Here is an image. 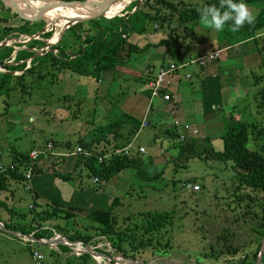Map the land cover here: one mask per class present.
<instances>
[{
  "label": "rangeland",
  "instance_id": "374dc122",
  "mask_svg": "<svg viewBox=\"0 0 264 264\" xmlns=\"http://www.w3.org/2000/svg\"><path fill=\"white\" fill-rule=\"evenodd\" d=\"M5 1L21 14L28 10L33 15L30 22L42 25L41 30L38 31L41 35L50 30L53 31L54 36L59 34L65 23L62 20L65 18L81 21L90 16L74 12L79 5L86 4L90 0H19L24 3L17 5L9 0ZM121 1L124 3L130 0H118L117 6ZM182 1L186 8H200L205 0ZM114 2L113 0H100L96 7L110 4L113 9ZM246 5L251 16H256L264 7V0L246 3ZM135 6L150 14L157 10H161L163 14L171 11L170 7L163 3H157L155 0H142L139 5L134 3L129 4L124 10L117 9L110 17L101 14L99 17L105 18L100 20L105 26L110 27L114 21L128 15L132 8L131 15L136 10ZM8 8L5 4L0 5V15L11 17L12 10L9 11ZM112 9L103 10V12L108 13ZM57 17L61 18L60 21L54 20ZM21 18L24 17L19 15L7 24L19 27L23 24ZM92 22L82 25L86 27L81 30L83 38L92 35L93 30L87 28ZM186 22H179L178 13H175L170 20L163 21L161 18H144V14L140 12L137 20L134 21V34L127 41L141 39L153 43L152 39L169 34L171 38L166 36L168 44H164L158 50H154V44H152L150 51L146 52L149 55L159 50H163V53L171 52L166 55V62L178 61L172 51L185 45H190V52L193 54H196V50L200 53L204 50L222 47V44L216 42L219 32L214 31L209 25L203 24L199 19L193 30L190 28L187 30L185 27H190V23ZM138 27L143 29L140 31ZM69 33L70 36L65 45L71 53L76 39L70 30ZM258 33L260 36H257L255 41L222 53L223 72L231 73L235 77L237 89H239L236 90L239 93L235 95L230 93L234 98V103L225 104L223 110L219 109V112L223 113L225 120H229L233 114V116L241 114L244 120L250 123L248 148L258 150L264 155V149H261L264 147V108L260 109L257 105V98L254 99L259 97L258 93L264 88V28ZM13 35L15 38L10 37L6 41L9 46L17 44L16 51L26 49L27 43L32 40L30 38L34 37V35L16 32ZM50 40L51 38H44L42 41L45 44L32 51L37 50L38 55L50 51V47L48 48ZM222 42L225 44L224 41ZM247 49L254 52L256 50L259 53V55L256 54L258 56L256 62L257 56L252 54L254 60L251 63L252 65L259 64V66L249 67L245 61L246 63L239 68V62L233 58V52L239 51L244 56ZM120 56L119 61L125 60L123 53ZM136 57V61L139 62L140 55L135 54ZM49 68V66H42L40 72L46 73ZM156 68H158L157 65ZM193 70H198L197 64L180 69L183 74ZM6 71L0 66V72ZM51 71V74H44L40 82H36L35 75H28L26 90L18 89L8 98L10 106H8L6 116L1 114L6 105L3 103L5 97H0V164L10 162L12 157L9 153L14 149L21 153L29 150L40 151L44 150L48 142H53L52 146L54 152H57L56 155H62L59 153L67 151L66 148L63 149L66 141L71 143L72 148H76L79 138L93 139L98 136L101 127L118 119L122 113L130 112V106L133 105V108H136V111H133L134 117L138 121L143 118L142 110H151L145 116L148 125L141 126L139 132L133 137L131 146L134 151L141 147L145 149V153L142 154L144 161L142 169L147 170L150 175H155V180L137 179L134 177V168L127 167L108 180L96 183L94 175H87L88 170L80 161V155H67L69 156L66 157L67 164L60 171L68 181H71L61 182L66 184L72 193L70 197L68 192L64 194L63 189L60 188L61 182L55 179L54 191H51L49 197L57 203L69 204L83 212H76V216L71 219L46 220L42 224L44 229L54 230L56 234L64 238L66 237L58 228L64 227L68 233L92 234L93 231L90 228H85V225L89 223L85 220V213L97 208H110V203L115 197L119 200L115 206L117 229L128 231L130 226L133 228L135 224H141L148 212H173L172 223L164 228L163 237L160 238L161 243L156 242V237L146 247L138 246L134 249L130 240L124 241L122 247L125 249V254L118 253L111 240L95 235L89 243L83 245L87 253H83L80 257H78V251L74 250L75 247L71 248L70 252H64L59 249L58 245L48 246L28 238H20L0 229V264H34L32 256L34 251L42 253L44 264H132L131 261H139L143 264H227L228 261H238L245 255L252 256L257 246V236L254 231L255 218L264 208V192H255L247 187H240L236 192L232 161L222 162L210 159L206 161L199 157L189 160L179 159L178 148H173L171 137L162 134L164 129L172 130L175 118L174 114L163 109L164 102L161 97L164 94L160 93V97L152 98V90L147 84L143 86L144 88L142 87L143 89H140L139 85H134V88L129 89L127 86L120 85L118 90H114L115 85L111 81L112 76L109 71L100 73L99 78H103L101 83H97V77L72 73L68 69L52 68ZM13 74L21 75L19 71ZM175 77L172 74L166 75L163 90L175 92ZM224 81L226 84L227 80ZM231 82L232 79L228 80V83ZM196 83L198 80L194 78L192 84ZM248 92L251 94L248 95ZM200 93V90L195 91L194 97L201 96ZM225 93L228 95V91ZM110 94L112 97L118 99L120 96L122 99L116 102ZM127 99L129 100L126 102ZM191 126L194 128L193 125ZM213 130H215L214 135L208 133L211 139L209 138L205 144L222 149L223 144L219 137L222 128L217 129L213 126ZM205 132L203 134L199 132L200 138H205ZM218 143L219 146H217ZM54 144L61 149L55 147ZM56 155H49L42 160L50 163L56 159ZM74 164L76 168L71 170ZM67 170L71 171L67 172ZM187 182L199 184L200 190L188 191L185 186ZM18 191H15L13 197L8 194V206L11 208L16 205L15 210L26 212L31 216L29 208L33 202L31 194L21 187ZM237 194L241 196L240 201L236 197ZM247 194H249L248 197ZM17 196H22L23 199L17 200ZM12 200L14 204L11 203ZM4 210L1 207L0 213L3 216L8 214ZM29 216L22 218L13 215L11 222L28 225L32 221ZM245 219L248 221L246 222ZM4 222L6 221L2 223ZM225 230L234 231L235 237L231 242L241 250L235 255H223L215 259L218 250L212 251V248H225L224 240L219 241L217 238ZM12 232L24 235L16 230ZM56 234L50 239H55ZM114 240L117 241L116 238ZM74 243H80V241ZM92 252L100 255L93 256ZM102 254L108 256L104 257ZM260 264L264 262L261 261Z\"/></svg>",
  "mask_w": 264,
  "mask_h": 264
},
{
  "label": "trees",
  "instance_id": "16d2710c",
  "mask_svg": "<svg viewBox=\"0 0 264 264\" xmlns=\"http://www.w3.org/2000/svg\"><path fill=\"white\" fill-rule=\"evenodd\" d=\"M175 1L155 0L157 3H163L170 7L171 11L165 14L161 13V10H157L155 13L150 14L141 9H136L130 15L132 12L131 8V12L128 13V15L114 21V24L110 27L105 26L101 20L93 21L87 27L88 29L93 30L92 35L84 38L81 30L86 28L85 26L70 27L65 32L64 36L59 38V41L51 47L50 52H45V54L40 57L36 56L32 58L30 67H27V61H30V57L36 54V52L32 50L44 45L45 43L42 40L44 38H50L53 33L52 30L42 34L40 39H32L27 43V48L24 50L16 51L15 46H17V44L13 46H0V65L7 70L6 72H0V97L4 96L5 99L3 103H6L4 111L1 114L4 116L7 115L8 106H10L8 98H10L13 92L18 89L22 91L26 90L28 86V75H35L37 77L36 82H40L44 78V74L52 73V68L56 70L62 68L83 76L97 77V81L99 82V75L102 71H107L117 66L118 58L121 57L120 54L125 47L127 49V54L136 51L134 46L127 41L128 37H122L117 30L121 26L126 31L128 26H130V31L134 32V21L137 20L140 12L144 14V18H161L163 21L170 20L175 13H178L179 22L182 23L187 21L186 23H190V27L186 26L185 28L187 30L189 28L193 30L200 19L198 12L201 7L186 8L185 3L182 0ZM259 1L262 0H245V3H255ZM10 2L14 5L24 3L11 0ZM26 2L27 1H25V3ZM122 3L123 2L121 1L120 5ZM213 4L218 6L219 0H205L202 7ZM0 5H4V3L0 1ZM5 5L10 8L7 10H12V12L11 17L0 15V43L6 41V39H9L10 37L15 38L13 35L15 32L35 35L41 30V24H35L30 22V20H25L23 18H21L23 24L19 27H13L10 24H7L12 19L19 16L18 13L21 12L14 9L8 3H5ZM22 14L27 15L29 19L33 17L28 10H25ZM252 17L253 22L251 24L245 23L237 31H232L230 22L225 24L223 30L219 31L218 38H220L221 41L227 42L231 46L248 41H255L259 34L258 32L264 28V7L256 16ZM1 24H3L2 27ZM138 29L141 31L143 28L138 27ZM69 30L73 33V36L76 39L72 49L70 48L71 51L69 49L71 53L68 52V48L65 45L70 36ZM53 50H57V54L54 53ZM13 54H15L14 57ZM9 61H12L13 64H7ZM168 65L169 64H166L162 67H167ZM42 66H49L50 68L46 73H43L40 72V67ZM16 71H19L21 75H14L13 72ZM258 95V107L263 109L264 88H262ZM141 124L142 123L136 120L134 116L128 113H122L118 119L101 127L98 136L93 137V139L87 140L79 138L76 148L81 146L84 151L89 153V156L80 155V161H82L83 166L88 170L86 172L87 175H94L95 178L98 177L100 182H102L119 174L127 167H132L134 168L135 178L142 179V181L155 180V175H150L147 170L142 169V164L144 162L142 158L143 153L139 152L138 149L137 151L132 149L129 155H109L116 149H123L126 146H129L133 137L139 132ZM249 125L250 123L246 121L230 122L225 120L223 131H221L222 134L220 135L223 144L222 149H216L214 146L206 145L205 142H207L208 138L202 139L199 136L195 138L187 134V139L181 141L175 127V130H170L172 133H169L173 140V148H178L177 156L179 159L189 160L190 158L199 157L206 161L209 159L222 162L232 161L234 179L236 182L234 189L236 192L240 187H247L255 192H264V155L258 150H251L248 148ZM52 143L48 142V145L43 148L44 150L40 151H48L50 154L53 153L54 147L52 146ZM50 145L52 148L51 150L49 149ZM63 147L67 149L68 154L76 151V148H72L69 141H66ZM261 149H264V147ZM30 151L32 150L21 153L14 149L12 150L14 157H12L10 162L0 164L5 166L3 169H0V209L2 207V209H5L6 213H8L5 216L0 213V222L1 225L10 231L16 230L22 232L26 236L33 235L34 238L39 240H50L56 231L54 232V230L44 229V226L42 225L44 224V221H50L55 218L71 219L76 216V212H83V210H79L71 205H63L61 203L49 201L38 195L36 188L33 186V180L40 176L49 174L59 181H65L68 183L71 180L68 181L60 171L66 162V156L56 155V159L52 160L46 167L43 166L44 160L42 159L44 158L40 157L33 160L29 157ZM106 155L108 157H105ZM98 156H102L103 160L99 161ZM20 187L25 189L32 196L33 202L29 207L31 216L26 212L15 210L16 205L11 208L8 206V194L13 197L15 191L19 190ZM246 196L248 197L249 194ZM236 197H238V201H240L241 196L237 194ZM19 199H23V197L17 196V200ZM11 203L14 204L13 200ZM118 203L119 200L115 197L110 203V208H97L91 212L85 213V220L89 222L85 225V228H90L93 231L92 234L81 235L79 232L68 233L66 232L67 229L64 227L58 229L64 234L67 240L71 242L81 241L84 244H87L95 235L103 236L111 240L113 246L116 247L115 250L121 254H125V249L122 247L124 241L130 240V244H132L134 249H137L138 246L146 247L156 237V242L161 243L160 238L163 237L164 228L172 223L173 212H148L146 216L143 217L144 221L141 222V224H135L133 228L130 226L128 231H126L123 229H117L116 227L117 220L115 219V206ZM260 213L261 214H258L255 218L256 223L254 224V231L257 236V246L254 253L252 256L245 255L241 259H238V261L230 260L227 264L257 263L262 240L264 238V208ZM13 215L22 218L29 216L32 218V221L29 222L28 225L15 224L14 222H11L13 220ZM245 220L246 222L248 221L247 219ZM3 221L6 222L2 223ZM16 234L19 235L20 233ZM24 235L21 234L20 238L27 239ZM234 237L235 233L233 230H225L218 235L217 238L219 241L224 240L223 246L225 248H212V251L218 250L215 259H219L220 256L223 255H235L240 252L241 249L231 242ZM115 238L117 241L114 240ZM58 247L64 252L71 251V248L64 244H59ZM51 251L57 253L55 250ZM82 254L78 255V257L82 256ZM261 261L264 262V254Z\"/></svg>",
  "mask_w": 264,
  "mask_h": 264
},
{
  "label": "crops",
  "instance_id": "0c3cea01",
  "mask_svg": "<svg viewBox=\"0 0 264 264\" xmlns=\"http://www.w3.org/2000/svg\"><path fill=\"white\" fill-rule=\"evenodd\" d=\"M133 34L134 33L131 32L127 40L130 39L133 36ZM166 36H169L171 38L169 34ZM166 36L152 39L151 41L153 43L149 41L145 42L141 39L140 40L134 39L132 42L129 41V43L134 46V49H136V51L130 52L129 54H127V49L125 47L122 52L123 55L125 56V60H122V61L118 60L117 66L115 68L107 70L111 73V76H112L111 81L115 85L114 90H118V87L120 85L127 86L128 89L134 88V85H139V88L141 89L144 85L147 84L149 88V81L152 78V74L147 72L149 68H152V67L155 68L156 65L158 66V68H160L166 64H176L177 66H179V68L177 69L176 72L172 73V76L173 75L176 76L175 77V87H174L175 92L173 93L172 91H169L167 89L163 90L162 94L170 95L169 101L164 100L163 96L161 97V99L164 102L163 109L166 112H170L174 114V117H175L174 121L180 120L181 122H187L190 125H193L194 128L199 129V132L202 134L204 131H206L204 134V137L209 139L210 137L208 133H210L211 135H214L213 131L215 130H213V126H215L217 129L222 128L221 131H223V127L225 124L224 123L225 116L223 117V113L219 112V109L223 110V107L225 106V104H228L229 102L234 103V100H233L234 98L232 94L235 95V93H239V91H237L239 89H237L238 87L236 84L235 77H233L231 73L223 72L224 67L221 61L222 53L224 51L228 52L233 48L240 47L241 45L249 44L250 42H253V41L239 43V44H235L231 46L227 42H225L224 44L218 38L221 41V43H219L220 41L218 39L216 40V42L218 44H222V47L211 49V50H204V52H200V53L199 52L197 53V50H196L195 51L196 54H193L192 52H190V45H185V46H182L181 48H177V50L175 51H172L173 54L178 58V61H175V62L173 61L166 62V55L168 53H171L168 51H166L165 53H163V50H159L156 52L153 51L150 53V55L146 53L148 52V50L150 51V47L152 46V44H154V50H158L160 47L164 46V44H168L169 42ZM258 36L260 35L258 34ZM216 51L219 52L218 58L212 60L206 66H199L197 64L198 65L197 71H194V70L187 71L185 72V74H183V72L180 71V69H184L188 65L196 64L194 63L195 59H198L204 54L208 55ZM135 54L140 55L141 59L138 58L139 62L136 61L137 57L135 58ZM233 54H234L233 58H236L237 62H239V68H241L246 62L249 67L259 66V64H254V65L251 64L253 63L252 61L254 60L252 54L259 55V53L256 50L254 52V51H248L247 49L245 51L244 56L241 55L239 51H235L233 52ZM250 56L252 57L251 59L249 58ZM256 60H258V56L255 58V62ZM158 68H156V70ZM187 75L190 76L189 79H187ZM183 78H185V80ZM194 78L198 80V83L192 84V81ZM230 79H232V82L228 83V80ZM224 80H227L226 84H224L225 82ZM101 82H103V78H99V82L97 81V83H101ZM197 90L201 91L200 93L201 96L194 97V93ZM225 91H228V95L227 93H225ZM240 92H242V94L244 93L242 90ZM249 94H251V92H248V95ZM124 95L126 94L124 93ZM158 96L160 97V95ZM158 96H155V97H158ZM110 97L113 98V100H115L116 102L117 101L120 102L119 100L122 99L120 96H118V99L116 97H112L111 94H110ZM256 98L257 97H255L254 99L256 100ZM128 100L129 99H127L126 102ZM257 105H258V102H257ZM133 107L134 106L131 105L130 112L126 111L125 113H128L134 116L133 111H136L135 110L136 108H133ZM150 111L149 109L142 110V113L144 114H142L143 118L140 120L141 122L145 119V116H147V114L150 113ZM233 115L229 117L228 121L230 122L245 121L241 114H238L236 116H233ZM171 129L172 131L175 130V128L173 127V124H172ZM172 131L170 132L169 129H164L162 134L170 137V133H172ZM221 131H220L219 137L222 134ZM219 145L220 144L218 143L217 146ZM55 147L61 149V147L59 146H55ZM63 149L65 150V148ZM216 149H220V148H216ZM67 152L68 151L62 152L59 154H68ZM54 153H57V152H54ZM9 155H11V157H14V154L12 151L11 153H9ZM71 155H73V153H71ZM66 157H69V156H66ZM161 157L164 158L163 154L161 155ZM49 164L50 163L43 161V166L47 167ZM66 164H67V159L64 164V167L66 166ZM75 168H76V165L74 164L71 170H74ZM81 168L82 167L80 166V169ZM71 170H67V172ZM55 179L56 178L54 176L45 174L33 180V186L34 188H36V192L38 193L40 197H42L43 199L49 200V201H53V202L56 201V200L51 199V197H49L51 191H54V187L56 184ZM60 188L63 189L64 194L68 192L67 194L70 197L72 192L69 191L70 189L67 188L66 184L61 182ZM17 192L19 191L17 190ZM65 205H69V204H65Z\"/></svg>",
  "mask_w": 264,
  "mask_h": 264
},
{
  "label": "built area",
  "instance_id": "2783aa9c",
  "mask_svg": "<svg viewBox=\"0 0 264 264\" xmlns=\"http://www.w3.org/2000/svg\"><path fill=\"white\" fill-rule=\"evenodd\" d=\"M118 33H120L122 35V37H128L129 34L131 33L130 31V26H128V29L125 31L123 29V27L120 26V28L117 30ZM54 53L57 54V50H53ZM219 56V52L216 51V52H213L211 54H208V55H203L201 57H199L198 59H195L194 60V63L198 64L199 66H206L209 62H211L212 60L218 58ZM30 64L31 62L27 61V67L29 66L30 67ZM179 68V66H177L176 64H169L167 67H160L158 68L157 70L155 68H149L148 69V73H151L152 74V78L151 80L149 81V88L152 90L151 91V95L152 97H155V96H158L160 95V93H162L163 91V88H164V81H165V77L166 75L168 74H172L174 72L177 71V69ZM187 78H190L189 75H187ZM163 98L164 100L166 101H169L170 100V95L169 94H164L163 95ZM148 123L146 121V119L143 120L141 126H147ZM173 127H175L178 131V135H179V138L181 141H185L187 139V134L189 136H192V137H198L200 134L198 133L199 130L196 129V128H193L189 123L187 122H181L180 120H175L173 122ZM49 149L51 150V145L49 146ZM132 146L131 144L129 146H126L125 148L123 149H116L115 151H113L111 154H109L110 156L112 155H119V154H126V155H129L131 150H132ZM139 152L141 153H145V149L144 148H139L138 149ZM84 155V156H89V153L84 151L83 148L81 146H78L76 148V151L73 153V155ZM49 155H56L54 152L53 153H49L48 151H39V150H32L30 151L29 153V157L31 159H37V158H40V157H43V158H47ZM64 156H67V155H71V154H62ZM105 157H108L107 155ZM98 160L99 161H102L103 160V157L102 156H98ZM5 166L3 165H0V169H3ZM29 176V175H28ZM94 181L96 183L100 182V179L98 177H96L94 179ZM186 188L188 191L190 192H196L198 190H200V186L199 184H196V183H191V182H187L185 184ZM1 224V222H0ZM1 226V225H0ZM56 234V233H55ZM56 239H60L62 241V244L64 245H67L68 247L70 248H74V250L78 251V255L82 254V253H85L87 252L86 249H84V246L85 245L83 242L80 241V243H74V242H71V241H68L66 238L56 234ZM83 243V244H82ZM77 245V246H75ZM33 258H34V261H35V264H43V255L40 254L38 251H35L33 253Z\"/></svg>",
  "mask_w": 264,
  "mask_h": 264
},
{
  "label": "clouds",
  "instance_id": "9594fccd",
  "mask_svg": "<svg viewBox=\"0 0 264 264\" xmlns=\"http://www.w3.org/2000/svg\"><path fill=\"white\" fill-rule=\"evenodd\" d=\"M198 15L203 24L217 32L223 30L229 22L232 31L239 30L245 23L253 22L245 0H219L218 6L213 4L201 7Z\"/></svg>",
  "mask_w": 264,
  "mask_h": 264
},
{
  "label": "water",
  "instance_id": "95a60500",
  "mask_svg": "<svg viewBox=\"0 0 264 264\" xmlns=\"http://www.w3.org/2000/svg\"><path fill=\"white\" fill-rule=\"evenodd\" d=\"M1 2H3L4 4H5V0H0ZM67 1H71V0H67ZM78 1H85V0H78ZM142 0H130V1H128V2H124L123 4H121V5H118V6H114L113 7V10L114 9H120V10H124L125 8H127L128 7V5L129 4H138L139 5V3L141 2ZM112 5H110V4H104V5H101V7H99V8H96V9H98V10H96V15H95V13L93 12L88 18H86V19H84V20H81V21H72V20H70V19H63L62 21H64L65 23H64V26H63V28H62V30H61V32H59V38H62L63 36H64V34H65V32H66V29H68V28H70V27H74V26H82V25H86V24H88L89 22H92V21H96V20H100L101 18H105V17H99V10H104V11H106V10H110V9H112V7H111ZM135 9H137V6H135ZM18 13V12H17ZM21 17H24L23 19H25V20H30L27 16H25V15H23V14H21V13H18ZM95 16H94V15ZM98 15V16H97ZM115 16V15H114ZM44 17V16H43ZM52 19H54V18H52ZM60 19L61 18H59V17H57V18H55L54 20H58V21H60ZM31 21V20H30ZM33 21V20H32ZM40 35H41V32H38V33H36L35 35H34V37H31L30 38V40L31 39H38V38H40ZM51 40L49 41V45H48V48L50 47V49H51V47L53 46V45H55V43H57L59 40V38L58 39H56L57 37H56V35L54 36V33H52V35H51ZM58 40V41H57ZM4 45H8V41H3V42H1L0 43V46H4ZM34 52H36V54L34 55V56H32V57H30V61L32 60V58H34V57H36V56H42V55H44L45 54V52H42V53H40L39 55H38V51L37 50H35ZM48 52H50V51H48ZM47 53V52H46ZM21 63V62H20ZM7 64H13V62H11V61H9V62H7ZM1 66V65H0ZM1 225V224H0ZM0 229H2L3 231H6V232H8V233H11V234H14V235H17L16 233H14V232H12V231H10V230H8V229H6L3 225H1L0 226ZM17 236H19V237H21V234H19V235H17ZM28 239H31L32 241H35V242H38V243H42V244H45V245H48V246H51V245H59V244H62V241L60 240V239H53V240H44V239H36V238H34L33 237V235H27L26 236ZM93 256H95V255H100V254H98V253H95V252H92L91 253ZM263 254H264V238H263V240H262V245H261V250H260V253H259V256H258V259H257V263L256 264H260L261 263V260H262V256H263ZM102 256H104V257H107L108 255H106V254H102ZM111 260H114V259H111ZM130 263H132V264H143L142 262H139V261H131Z\"/></svg>",
  "mask_w": 264,
  "mask_h": 264
},
{
  "label": "bare ground",
  "instance_id": "6f19581e",
  "mask_svg": "<svg viewBox=\"0 0 264 264\" xmlns=\"http://www.w3.org/2000/svg\"><path fill=\"white\" fill-rule=\"evenodd\" d=\"M10 1V0H9ZM11 1H14V2H20L19 0H11ZM113 1H115L114 2V6L116 7L117 6V2H118V0H113ZM100 2V0H90V1H88V3H86V4H81V5H79L78 6V8L74 11L75 13H78V12H81L82 14H84V15H86V14H89V15H91L93 12L95 13L96 12V10H98V9H96L97 7H96V5L98 4ZM113 6V7H114ZM117 9H112L111 10V12H108V13H105V12H103V11H98L99 12V15H101V14H103V15H106V16H112L113 14H114V12L116 11ZM88 11H92V12H88ZM94 15V14H93ZM95 15H96V13H95ZM59 36V34H57L56 35V37H58ZM57 39V38H56Z\"/></svg>",
  "mask_w": 264,
  "mask_h": 264
}]
</instances>
